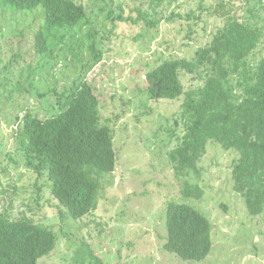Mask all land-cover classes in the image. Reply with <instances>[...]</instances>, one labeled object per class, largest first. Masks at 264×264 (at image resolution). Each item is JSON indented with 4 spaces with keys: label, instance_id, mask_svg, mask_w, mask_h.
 I'll list each match as a JSON object with an SVG mask.
<instances>
[{
    "label": "rangeland",
    "instance_id": "374dc122",
    "mask_svg": "<svg viewBox=\"0 0 264 264\" xmlns=\"http://www.w3.org/2000/svg\"><path fill=\"white\" fill-rule=\"evenodd\" d=\"M76 1L92 17L78 38L92 26L100 31L99 37L108 34L113 22L105 20V15L109 10L118 13L119 7L125 16L136 17L138 10L145 11L158 25L118 21L110 40L100 43L99 39L103 58L86 78L101 100V122L114 130L117 166L104 179L105 188L91 212L74 219L61 213L50 187H43L39 194L36 182L42 185L46 179H38L25 165L14 137L15 116L29 111L44 119L54 114L56 97H39V92L47 93L50 87L63 91L85 75L87 66L62 51L65 43L75 44L69 33L56 49L55 59L47 58L52 64L39 71L33 91L15 94L11 90L20 69L42 61L34 34L44 18L39 11L0 7V82L12 78L0 91V210L7 209L16 218L29 216L58 233L55 250L38 264H96L90 260L92 255L106 264H264V213L250 214L245 199L233 188L232 168L238 153L225 151L211 140L199 163V174L192 169L177 173L168 152L184 133L183 126L175 124L183 100L155 99L146 89L149 71L169 59H193L225 25L215 13L219 3L226 1L231 14L258 25L263 32L264 8L257 11L259 5L247 0H166L161 6L152 0ZM263 57L261 43L250 60L257 64ZM89 58L86 50L84 59ZM184 81L186 87L193 83L189 75ZM22 82L29 86L28 80ZM186 182L200 184L204 196L184 198ZM170 201L187 203L212 222L214 244L206 259L185 260L165 249Z\"/></svg>",
    "mask_w": 264,
    "mask_h": 264
},
{
    "label": "trees",
    "instance_id": "16d2710c",
    "mask_svg": "<svg viewBox=\"0 0 264 264\" xmlns=\"http://www.w3.org/2000/svg\"><path fill=\"white\" fill-rule=\"evenodd\" d=\"M152 1L161 6L166 0ZM247 1H255L257 11L264 8V0ZM226 5L223 1L216 6L215 13L225 25L212 40L200 47L193 59H169L153 68L146 75V89L155 99L183 100L175 124L177 128L182 125L184 133L168 152L176 172L192 169L199 174V163L211 140L225 151L235 150L238 157L232 168L233 188L245 199L249 213L259 215L264 213V57L257 64L250 58L264 43V32L258 25L231 14ZM0 7L16 12L39 11L44 18L34 36L41 62H46L20 69L11 90L15 94L33 91L39 71L52 64L47 58L55 59L56 49L69 33L75 44L65 43L62 51L72 53L75 60L87 66L85 75L63 91L50 87L47 93L39 92V97H56L54 114L43 119L29 111L17 113L14 132L26 167L38 179H46L42 185L36 182L39 194L43 187H50L61 213L80 219L91 212L105 188L104 179L112 176L117 166L114 130L101 122V100L86 73L101 62L103 49L99 41L110 40L118 21L135 25L144 21L150 27L158 21H150L142 10L136 17L125 16L119 7L118 13L109 10L105 15V20L113 22L109 35L99 37L100 31L92 26L78 38L92 17L76 0H0ZM86 50L89 61L84 59ZM188 75L193 83L186 87L184 77ZM10 81L0 82V91ZM204 193L198 183L186 182L182 190L184 198L201 199ZM166 224V250L191 261L210 255L214 244L212 222L200 211L187 203L170 201ZM58 240V233L51 227L29 216L16 218L7 209L0 210V264H38L40 258L55 250ZM90 260L106 264L95 255Z\"/></svg>",
    "mask_w": 264,
    "mask_h": 264
}]
</instances>
